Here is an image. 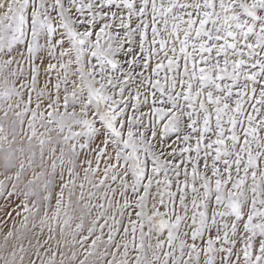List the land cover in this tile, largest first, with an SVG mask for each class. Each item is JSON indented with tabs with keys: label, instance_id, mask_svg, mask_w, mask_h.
Wrapping results in <instances>:
<instances>
[{
	"label": "snow or ice",
	"instance_id": "obj_1",
	"mask_svg": "<svg viewBox=\"0 0 264 264\" xmlns=\"http://www.w3.org/2000/svg\"><path fill=\"white\" fill-rule=\"evenodd\" d=\"M0 264H264V0H0Z\"/></svg>",
	"mask_w": 264,
	"mask_h": 264
}]
</instances>
